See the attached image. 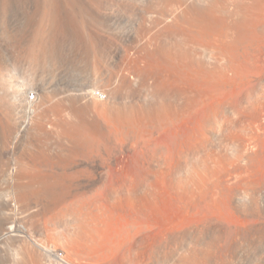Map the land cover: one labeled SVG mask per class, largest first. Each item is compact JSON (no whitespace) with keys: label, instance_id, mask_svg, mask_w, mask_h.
Wrapping results in <instances>:
<instances>
[{"label":"bare ground","instance_id":"1","mask_svg":"<svg viewBox=\"0 0 264 264\" xmlns=\"http://www.w3.org/2000/svg\"><path fill=\"white\" fill-rule=\"evenodd\" d=\"M31 1L0 0L9 55L54 58L68 20L74 43L95 58L93 87L64 88L54 100L41 88L27 109L26 92L4 84L0 264L42 259L38 239L21 235L36 223L19 220L61 206L47 224L71 225L61 233L65 251L89 264H264V0H123L137 28L114 40L96 32L114 0H40L29 39L17 12ZM3 64L0 48V73ZM53 141L68 165L60 170L104 152L97 177L81 184L79 166L38 173L26 148L38 145L47 161Z\"/></svg>","mask_w":264,"mask_h":264},{"label":"rangeland","instance_id":"2","mask_svg":"<svg viewBox=\"0 0 264 264\" xmlns=\"http://www.w3.org/2000/svg\"><path fill=\"white\" fill-rule=\"evenodd\" d=\"M33 1L36 4H34ZM33 1H31V4L32 3L33 4L30 7L28 6L29 8L26 9L23 13H21L19 11L17 12V16H18L17 26L19 28H22L23 26L26 25L25 27L27 28V34H28L29 39L32 36L33 30L35 29L34 26L35 27L37 26L36 24L38 23V20L40 18V14L39 13L41 11V8L38 7V6H40V0H37V1L33 0ZM124 2H123V0H114L113 7H111L112 10H110V11H105L104 10L102 12L105 16L101 19L99 25L96 28V32L98 33V35L102 36L105 39H109V40L113 39L114 40V35H117V34L119 35V34H122V33L124 34L126 32L127 33H131V31H132V33H134V29L137 28V17H135L136 16L135 14H134L135 16L134 15L132 16L131 14H129V10L127 8V3L126 2L124 3ZM107 13L111 15V19H110L111 21H109V23L106 22V14ZM26 17H28V18H26ZM27 21H28V23H26ZM67 21L68 20H65L63 22V25L61 26L62 29L65 31V33L63 35V38H64V36H65V38L63 39L61 37V39H63V43H61L62 45H60L61 46L60 50L57 52L56 56L54 58H49L48 57L43 62H41L39 60H37L35 62L33 61L34 63H31L32 60H30V62H28V60L18 61V60H15L12 57V55H9V50L6 49L5 40H4V38H2V29H1V26H0V48L2 49V52H3V55H4V64H3V68H2V73H0V96L5 93L4 84L6 82H11L13 85L17 86L18 88H21L22 90H24V92H26L25 96H24V100H26V102L27 101L31 102L27 106V109H32L33 107L38 105V104H36L39 101L38 96H39V94H41L40 91H43L41 88H44V91H47V93L50 95V99L54 100V98L58 97V94L60 93L61 90L65 91L64 88L80 90L82 88H85L87 85H89V87H91V86L93 87V84H91V82H92L91 80H92V76H93V72H94L93 67H94V63H95L94 62L95 58L92 56L91 53H88L89 51H86L87 49L84 50L86 48L85 45H84L85 47L83 46L84 43L83 44L82 43H80V44L78 43L77 45H76L77 42L74 43L75 42L74 36L72 34L69 35L70 32L72 33V29L69 26L70 24H65V22H67ZM67 30H70V31L68 32ZM79 33H80V36H82V37L84 36L82 31L79 32ZM72 37H73V40H71ZM65 39H68L69 42L65 41ZM71 41L73 43H70ZM64 43L67 46H65ZM81 44H82V46H81ZM64 86H66V87H64ZM87 88H88V86H87ZM93 90H95V89H93ZM99 90L97 89V91H99ZM97 93L98 92H96V94ZM30 94H35L34 100L29 99ZM52 96H53V98H52ZM48 145H49V148H50V151H51L52 155L47 159V161H44L42 159V157H40V155H38L39 149H40V147L38 145L37 146L36 145H34V146L32 145L33 147L31 146V148H30V146H28L26 148L27 153L30 154V152H31L30 155H27V157H28L27 161L29 160L27 163L31 164L30 166L33 165L32 168L36 167L38 173L39 172L40 173H42V172L44 173L45 172V173H49V174L53 173V175H55V173L56 174L57 173L61 174L62 171H63L66 175H68V174L71 175L74 172L73 170L75 168L78 169V166H79V169L82 170V171H78L77 170L78 172H74V175L76 173V176H75L76 179L78 178V176L80 177L79 181H78V179H77V181L80 182V181L84 180L83 181L84 184H85L86 181L88 183H90L89 181H92V179L97 177L96 173L99 172V168L98 167H99V165L100 166L103 165L102 164V160H103V163H104L105 159H106L105 158L106 157L105 153L101 152V151L95 152V153L93 152V153H91V155L88 153L89 154L88 156H87V154L86 155L85 154H79V156H81V157H77L78 155L76 156V158L72 157L73 161H76L78 166L75 167L74 169H71L72 171L71 170H65V169H64L65 170L64 171V170H60L59 167L63 166V167H67V169H68V165H66L67 163L66 164L60 163V161L53 155V153L57 150V147H56L54 141L52 143H50V144L48 143ZM34 147H36L35 148L36 150H34ZM104 147H105V150H107L106 149L107 147L109 148V146L107 144H106V146L104 145ZM85 156H86V158H84ZM87 158H88V160H85ZM82 161L83 162L85 161L86 163L85 162L83 163ZM87 161H88V163H87ZM33 162H35V163L33 164ZM64 165H66V166H64ZM81 165H82V169L80 168ZM88 166L90 168H88ZM95 166H97V167H95ZM94 168L96 170H94ZM83 169H86L88 171L83 170ZM97 169H98V171H97ZM89 170H91V172ZM34 171L32 170L30 172L33 173ZM87 172H89V174ZM87 176H89V177H87ZM85 177H87V178H85ZM87 182H86L85 185L88 184ZM23 183L26 184V183H28V181L27 180H23ZM83 183H81V184H83ZM3 193H4L3 195H10L11 194V190L4 191ZM70 198H69V200L67 199L66 201L68 202V201L73 199V198H71V199ZM64 203L65 202H63L62 204L65 205ZM57 205L56 206L59 207V204H57ZM62 207L63 206H61L59 208H61V210H62ZM59 208H58V210L60 211ZM51 209H54V210L58 211L56 209V207L51 208ZM51 209L49 211H47L48 213L52 212L49 215H48V213L46 215L45 214L46 212L44 213L46 216L43 215L41 212H40V214L38 212L37 213L38 216H37L36 212L38 210L36 211L35 209H33L34 212L27 211L30 214L32 213L31 215L29 213H27V215H26V212L22 211L23 213H25V215H26L25 216L22 212H20L21 210L18 211L21 214L16 213L18 220L21 219V218H18V215L20 217H22V216L26 217V218L22 217L23 220L22 219L19 220V222H21V226L23 228L25 227L24 224H26L24 220H26L27 224L29 223L28 222V218H30V219L32 218L31 221L33 220L37 224V225L35 224V228H33L34 227V222L32 221V223H33V225H32L33 227L32 228L33 229L31 230V227H29L28 230H27L28 233L25 232V234H21V235H26L27 234V235H29V237L31 236L32 240L34 239V241H36V239L39 240V238L42 239L41 241L39 240L40 242L37 240V243L39 245L42 244V245H40L41 246L40 248L38 247L39 250L36 249L37 250L36 252H38L39 255L42 254L41 256H39V258H42L39 261L37 260L38 255H36L37 257L35 256L37 262H39L40 264H70V263L71 264L72 263L73 264H76V263L77 264H79V263L84 264L85 263L84 261L86 260L85 259L86 257H84V261H83L82 256H79V259H78V256L72 258V256L69 255L71 253L68 254V252H69L68 248H65L67 246H66V244H65V242L63 240V237H61L62 236L61 233L65 232L67 225L62 230H61V228L52 230V228L49 226V224H47L49 222V220L47 218H49L51 220L52 217L55 215V213H57L55 211H54L55 212L54 213ZM16 210H18V209H16ZM52 214H54V215H52ZM13 217L15 218V213L13 214ZM30 219H29V221H30ZM47 220H48V222H47ZM44 223H46V225H43ZM69 223L70 222H68L66 224H69ZM27 224H26V226L28 227ZM68 227H69V229H68ZM67 229L70 230L71 229V225H68ZM48 237H49V239H48ZM11 240H9V241L12 244H9L10 242L8 241L9 242V243L7 242L8 246L7 245L6 246L7 247H9V246L11 247L12 246L11 248L15 251L16 250L15 247L18 246V244H17V242L15 244V241H13L14 239H11ZM13 242H14V244H13ZM27 246L29 248L32 247L31 245L30 246L26 245V247ZM45 247H47V249ZM11 248H8V249L6 248V249H7V251L12 253V249ZM17 249H19V247H17ZM29 250H32V249H29ZM65 250L68 251V252H66ZM34 251H35V248H34ZM48 251H51V252H49V254H47ZM15 252H17V250ZM36 252L34 253V255L37 254ZM68 256L71 257L72 259L71 260H70V258L68 259ZM80 258H82V259L80 260ZM73 260H74V262H73ZM79 260L83 261V263L80 262ZM89 260H86L85 264H87V263L89 264L90 263V262H88ZM37 262L35 261L34 263L38 264ZM18 264H21V263H18ZM91 264H92V261H91Z\"/></svg>","mask_w":264,"mask_h":264},{"label":"built area","instance_id":"3","mask_svg":"<svg viewBox=\"0 0 264 264\" xmlns=\"http://www.w3.org/2000/svg\"><path fill=\"white\" fill-rule=\"evenodd\" d=\"M29 99L34 100V95L30 94V98Z\"/></svg>","mask_w":264,"mask_h":264}]
</instances>
